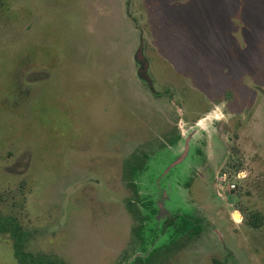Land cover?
<instances>
[{"label": "rangeland", "instance_id": "374dc122", "mask_svg": "<svg viewBox=\"0 0 264 264\" xmlns=\"http://www.w3.org/2000/svg\"><path fill=\"white\" fill-rule=\"evenodd\" d=\"M0 216L56 264H264V0H0Z\"/></svg>", "mask_w": 264, "mask_h": 264}, {"label": "trees", "instance_id": "16d2710c", "mask_svg": "<svg viewBox=\"0 0 264 264\" xmlns=\"http://www.w3.org/2000/svg\"><path fill=\"white\" fill-rule=\"evenodd\" d=\"M145 158L140 159L138 156H135L132 158V160L127 161L124 167L125 180L127 182V186L132 190V192L135 193L134 195L137 201L140 197H139L138 186L136 184L135 177L140 170H143V166L146 163ZM135 202H136L135 199L133 200L131 199L128 202V210L131 213H134L135 216H137L136 211H138V209L134 208ZM175 218L183 219L182 224L185 225L183 229L186 228L187 231H190L192 233L191 235L194 234L198 235L200 233V226L198 225L196 220L192 218H188L187 216L180 217L179 215H177ZM194 222L196 223L194 224ZM166 226L170 227V229H175L176 233L183 231L177 228V226H179V223L175 221L167 222ZM0 233L8 234L12 238L15 255L20 264H56L55 262L52 263L50 262V260L42 256L38 257V259H35L33 255L28 254L25 251L27 235L25 231L22 229V227L14 219L4 218L0 216ZM57 264H62V263H57Z\"/></svg>", "mask_w": 264, "mask_h": 264}, {"label": "built area", "instance_id": "2783aa9c", "mask_svg": "<svg viewBox=\"0 0 264 264\" xmlns=\"http://www.w3.org/2000/svg\"><path fill=\"white\" fill-rule=\"evenodd\" d=\"M231 188H232V189H235V185H232Z\"/></svg>", "mask_w": 264, "mask_h": 264}]
</instances>
